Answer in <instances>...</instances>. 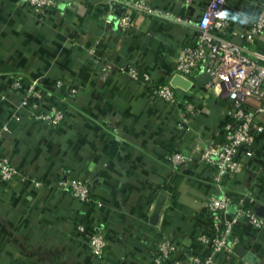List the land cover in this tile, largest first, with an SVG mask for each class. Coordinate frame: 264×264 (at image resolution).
Wrapping results in <instances>:
<instances>
[{"label": "crops", "instance_id": "crops-1", "mask_svg": "<svg viewBox=\"0 0 264 264\" xmlns=\"http://www.w3.org/2000/svg\"><path fill=\"white\" fill-rule=\"evenodd\" d=\"M154 2L198 19L209 0H195L190 10L182 0ZM263 2L227 0L226 12L245 28ZM119 11L108 0H59L40 15L27 0H0V153L28 179H0V264H153L150 252L162 235L177 243L180 255L202 251L197 238L211 229V187L201 177L209 174L198 164L174 174L167 158L222 142L225 103L205 89L207 75L176 73L192 32L137 13L133 30L122 32ZM263 39L255 49L264 53ZM129 66L195 103L190 130L179 129V108L152 99L128 78ZM33 83L43 110L63 107L56 128L33 119L36 100L26 98ZM239 159L244 170L225 183L226 194L235 201L246 195L248 208L264 217V138L243 148ZM70 178L91 183V201L63 189L60 182ZM99 228L108 243L101 260L88 247ZM234 233L240 254H221L216 264H264V232L238 224Z\"/></svg>", "mask_w": 264, "mask_h": 264}, {"label": "built area", "instance_id": "built-area-1", "mask_svg": "<svg viewBox=\"0 0 264 264\" xmlns=\"http://www.w3.org/2000/svg\"><path fill=\"white\" fill-rule=\"evenodd\" d=\"M108 1L121 8L116 20L119 31L133 30V14L137 13L178 24L192 32V41L179 51L176 73L185 78L191 74L207 75L209 81L205 89L225 103L222 142L195 148L188 154L174 152L167 158V164L174 174L188 170L193 164H198L209 174L206 178L201 177L211 187V195L206 201L211 229L197 238L202 251L180 255L177 243L170 236L162 235L150 252L153 264H216L221 254L233 257L240 243L234 233L238 224L264 230V217L248 208L247 196L243 195L235 201L225 191V183L237 181L244 170V164L239 159L240 151L252 147L260 137L264 138V53L255 49L256 39L264 37V2L253 8L246 27L238 28L226 12L227 0H209L198 19L176 13L171 8L156 4L154 0ZM182 1V7L186 10H190L195 2ZM27 2L33 10L43 15L55 9L59 0ZM90 52L94 53V50ZM124 70L130 80L147 88L152 99L179 108V129L190 130L198 111L195 103L178 98L169 84H152L149 74L140 73L130 66ZM35 86L36 83H33L26 97L36 100L33 119L56 128L63 121L65 113L58 106L43 110L38 102L41 95L35 91ZM19 87V81L12 84L14 89ZM27 99L22 101L23 106L27 105ZM16 178L24 182L28 180L8 156L0 153V179L9 182ZM31 182L35 187L41 185L34 180ZM60 185L76 200H92L91 183L87 180L70 178L61 181ZM77 230L83 232L84 227L78 226ZM107 245L103 231L100 228L94 230L88 241L92 256L98 260L104 258ZM242 264L248 262L242 260Z\"/></svg>", "mask_w": 264, "mask_h": 264}, {"label": "water", "instance_id": "water-1", "mask_svg": "<svg viewBox=\"0 0 264 264\" xmlns=\"http://www.w3.org/2000/svg\"><path fill=\"white\" fill-rule=\"evenodd\" d=\"M186 83H187V85H189L188 82H186ZM166 195H167L166 192H162L160 197H159V199H158V201H157L156 208H155V211H154V216H153V218H154L153 222L157 221V219H158V215H159V212H160V210L162 208V205H163V202H164V200L166 198ZM261 231L264 232V230H261ZM236 252L237 253L239 252V254H240V249H238V247L236 248Z\"/></svg>", "mask_w": 264, "mask_h": 264}, {"label": "trees", "instance_id": "trees-1", "mask_svg": "<svg viewBox=\"0 0 264 264\" xmlns=\"http://www.w3.org/2000/svg\"><path fill=\"white\" fill-rule=\"evenodd\" d=\"M59 107V109L61 110V111H63L64 112V109H63V107L60 105V106H58ZM172 199H176V188H174V189H172V191H171V196H170Z\"/></svg>", "mask_w": 264, "mask_h": 264}]
</instances>
